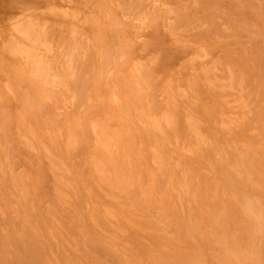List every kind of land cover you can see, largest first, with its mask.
<instances>
[{
  "label": "rangeland",
  "instance_id": "1",
  "mask_svg": "<svg viewBox=\"0 0 264 264\" xmlns=\"http://www.w3.org/2000/svg\"><path fill=\"white\" fill-rule=\"evenodd\" d=\"M0 41V264H264V0H0Z\"/></svg>",
  "mask_w": 264,
  "mask_h": 264
},
{
  "label": "bare ground",
  "instance_id": "2",
  "mask_svg": "<svg viewBox=\"0 0 264 264\" xmlns=\"http://www.w3.org/2000/svg\"><path fill=\"white\" fill-rule=\"evenodd\" d=\"M28 9H29V8H28ZM26 10H27V9H26ZM43 11H44V10H43ZM34 12H35V11H34ZM27 13H28V12H27ZM30 13H31V12H29L27 15L29 16ZM41 13H42V12H41ZM15 14H16V12H15ZM20 14H21V13H20ZM49 14H50V13H49ZM73 14H74V13H73ZM17 15H18V14H17ZM24 15H25V13H24ZM31 15H32V13H31ZM31 15H30V16H31ZM76 15H77V14H76ZM22 16H23V15H22ZM22 16L19 18V19L21 20V22L24 21V19L22 18ZM52 16H53V15H52ZM31 17H32V16H31ZM45 17H46V16H45ZM47 17H48V16H47ZM17 18H18V17H17ZM24 18H26L25 21H27V18H28V17H27L26 15L24 16ZM33 18H34V17H33ZM11 19H14V18H11ZM22 19H23V20H22ZM30 19H31V18H29V20H28V21H29L28 24H30ZM17 20H18V19H16L15 22L12 21L13 23L10 22V24H7V25H6V28H8V26L10 27V25L13 26L14 23H16V22L19 24L18 21H20V20H18V21H17ZM36 20H37V19H36ZM5 21H6V20H5ZM5 21H4V22H5ZM37 21H38V20H37ZM75 21H76V20H75ZM8 22H9V21H8ZM17 23H16V24H17ZM26 23H27V22H26ZM57 23H58V22H57ZM61 23H62V22H61ZM80 23H81V22H80ZM16 24L14 25V27L16 26L17 28H16V27H15V28H16V30H17V29H18V26H17ZM31 25H32V24H31ZM34 25H35V23H34ZM36 25H38L37 22H36ZM12 26H11L10 28H12ZM39 26H40V24H39ZM39 26H38V27H39ZM14 27H13L12 30H15ZM31 27H32V26H31ZM35 27H36V26H35ZM38 27H37V28H38ZM41 27L43 28L42 25H41L39 28H41ZM4 28H5V27H4ZM6 28H5V29H6ZM10 28L8 29L9 32L11 31ZM44 28H45V27H44ZM19 29H20V28H19ZM19 29H18V30H19ZM22 29H23V30L26 29V24H25L24 28H22ZM16 30H15V33L17 32ZM28 30H29V29H28ZM28 30H27V31L25 30L26 33L23 32L22 34H26L27 37H29V35H32L31 33H33V30L31 29L30 32H29V34H27ZM19 31H20V30H19ZM31 31H32V32H31ZM42 31H43V29H42ZM9 32H7V33H9ZM38 32H39V30H38ZM45 32H46V30H45ZM45 32H42V33L46 34ZM48 32H49V31H48ZM48 32H47V33H48ZM1 33H2V32H1ZM13 33H14V32H13ZM13 33H12V34H13ZM12 34H11V32H10L9 34H7V36L4 37V39H2L5 43L8 42V44H10L6 49L4 48L5 51H6V52H7V50L9 51V49L11 50V53H12V52L14 53V51H15L16 54H20V55H19L20 57L22 56V59H23V60H22V62H23L22 64H25L26 60H27L26 63H28V61H30L29 58H28V55H29L30 52H29L28 50H30V49H28V46H26L27 44L24 45L25 43H24V44L21 43V42H22V39H25L24 36H22L23 38L20 39L21 42H19L18 40H19V38H21V36L18 38V37H17V36H19L18 34H16L17 36L14 35L16 38H18V40H17L14 36H11ZM19 34L22 35L21 33H19ZM37 34H38V33H37ZM77 34H78V33H77ZM48 35H49V34H48ZM32 36L35 38L34 33H33ZM40 36H41V35L38 36V39H39V40H38L37 37H36L37 40L34 39V41H37V44H38V41H39V42H40L39 44H41L39 47H41V46L43 47V46H44V49H45L47 46L44 45V43H43V45H42L43 40L40 41V39H41ZM30 37H31V36H30ZM53 37H54V36H53ZM2 38H3V37H2ZM47 38H48V37H47ZM61 39H62V38H61ZM25 41H27V40H25ZM25 41L23 40V42H25ZM52 41H53V40H52ZM0 42H1V41H0ZM57 42H58V40H57ZM60 42H61V41H60ZM11 43H12V44H11ZM49 43H50V42H49ZM28 44H29V43H28ZM35 44H36V42H35ZM39 44H38V45H39ZM12 45H13V46H12ZM3 46H4V44H3ZM39 47H38V48H39ZM42 47H41V48H42ZM34 48H37V47L34 45ZM47 48H48V47H47ZM47 48H46L45 50H47ZM4 49H3V47H2L3 53L5 52ZM27 49H28V50H27ZM2 50H0L1 53H2ZM37 50H38V49H37ZM6 52H5V53H6ZM39 52H40V51H39ZM3 53H2V54H3ZM8 53H9V52H8ZM8 53H7V54H8ZM27 53H28V54H27ZM34 53H35V52H34ZM41 53H42V52H41ZM41 53H40V54H41ZM14 54H15V53H14ZM35 54H36V53H35ZM37 54H39V53H37ZM3 55H4V54H3ZM43 55H44V53H43ZM7 56H8V55H7ZM9 56H10V54H9ZM12 56H13V55H12ZM13 57H17V55H16V56H13ZM38 57H39V56H38ZM43 57H44V56H43ZM43 57H42V58H43ZM10 58H11V57H10ZM18 58H19V57H18ZM24 58H25L26 60H24ZM0 59H1V55H0ZM3 59H5V57H4ZM19 59H21V58H19ZM19 59H18V62H20ZM36 59H37V58H36ZM5 60H6V59H5ZM10 60H11V59H10ZM10 60H9V61H10ZM13 60H14V58H13ZM16 60H17V59H16ZM33 60H34V58H33ZM38 60H39V58L37 59V62H38ZM56 60H57V59H56ZM1 61H2V60H1ZM6 61H7V60H6ZM11 61H12V60H11ZM11 61L9 62L10 64H11ZM51 61H52V59H51ZM39 62H41V61L39 60ZM45 62H46V61H45ZM57 62H59V61H57ZM20 64H21V63H20ZM22 64H21V65H22ZM55 64H56V63H55ZM25 65H26V64H25ZM25 65H24V66H25ZM56 65H57V64H56ZM10 66H13V65H10ZM15 66H16V65H15ZM15 66H14V67H15ZM24 66H23V68H24ZM8 67H9V65H8ZM25 67H27V65H26ZM36 67H37V66H36ZM11 68H12V67H10V70H11ZM20 68H21V67H20ZM27 69H29V68H27ZM41 69H42V68H41ZM44 69H45V68H43L41 74H43V72L45 71ZM12 70H13V71H12L11 73L15 74L13 68H12ZM26 72H27V70H26ZM26 72H25V73H26ZM53 73H54V72H53ZM58 73H59V72H58ZM22 74H23V73H21V75H22ZM35 74H36V73H35ZM2 75H3V74H2ZM21 75H19V76H21ZM30 75H33V74H30ZM45 75H46V74H45ZM15 76H16V75H15ZM58 76H59V75H58ZM31 77H32V76H31ZM31 77H30V78H31ZM3 78L6 79L5 76H3ZM14 78H15V77H14ZM24 78H25V77H24ZM4 79H3V80H4ZM16 79H17V78H16ZM32 79H33V78H32ZM32 79H31V82H32ZM21 80H22L21 78L18 79V84H17V85H19V83H22V84L24 83V85L22 86V90H23V89H26L27 92H28V94L26 93V95H28L29 97L32 96V95L30 94L31 92H30V90H29L30 86L27 84L26 81H24V80L21 81ZM28 80H29V79H28ZM6 81H8V79H6ZM13 81H14V80H13ZM29 81H30V80H29ZM34 81H35V80H34ZM9 82H11V81L9 80ZM9 82H8V83H9ZM53 82H54V81H53ZM6 83H7V82H6ZM3 84L5 85V88H6V89H7V87H9V86H6L5 83H1V86H2ZM14 84H15V83H14ZM36 84H38V82H37ZM4 85H3V86H4ZM12 86H14V85L12 84ZM9 88H10V89H13L14 87H9ZM41 88H42V87H41ZM26 90H23V91H26ZM5 91H6V90H5ZM7 91H9V90L7 89ZM11 91H13V90H11ZM9 94H10V93H9ZM16 94H18V93H16ZM12 95H13V94H12ZM13 96H14V95H13ZM15 96H16V95H15ZM15 96H14V98H15ZM28 96H25V95H24L23 98L25 99V97L27 98ZM10 97H11V96H10ZM0 98H1V97H0ZM14 98H13V99H14ZM8 99H10V98H8ZM17 99H18V98H17ZM19 99H20V98H19ZM31 99H32V98H31ZM0 100H1V99H0ZM27 100H28V99H27ZM16 102H17V101H16ZM0 103H1V102H0ZM13 105H14V104H13Z\"/></svg>",
  "mask_w": 264,
  "mask_h": 264
}]
</instances>
